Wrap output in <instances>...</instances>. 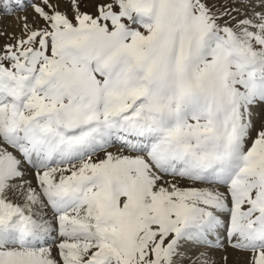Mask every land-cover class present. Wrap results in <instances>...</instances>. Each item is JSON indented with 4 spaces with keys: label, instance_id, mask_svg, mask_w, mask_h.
Here are the masks:
<instances>
[{
    "label": "snow or ice",
    "instance_id": "6c2138e0",
    "mask_svg": "<svg viewBox=\"0 0 264 264\" xmlns=\"http://www.w3.org/2000/svg\"><path fill=\"white\" fill-rule=\"evenodd\" d=\"M28 9L0 264H264V0H0Z\"/></svg>",
    "mask_w": 264,
    "mask_h": 264
},
{
    "label": "rangeland",
    "instance_id": "374dc122",
    "mask_svg": "<svg viewBox=\"0 0 264 264\" xmlns=\"http://www.w3.org/2000/svg\"><path fill=\"white\" fill-rule=\"evenodd\" d=\"M26 14L27 15H29V16H31L32 15V12H31V9H28L27 10V12H26ZM15 15H19V16H24L25 15V12H23V11H17L16 12V14ZM12 18H13V16H8V15H4V16H2V18H0V27H2V28H6L7 30H9V32H17V33H19V31H20V29H19V21L18 20H16L14 23L15 24H13L12 23V21H10V20H12ZM2 20L4 21V22H2ZM8 21V22H7ZM10 22V23H9ZM6 23V24H5ZM8 23V24H7ZM5 24V25H4ZM7 25V26H6ZM10 25H14V29L13 28H11V27H9ZM18 27H17V26ZM16 27H17V29H16ZM10 28V29H9ZM10 30H13V31H10ZM18 30V31H17ZM217 255H219V254H217ZM238 259V257H237V255L236 254H233V256H232V259H233V261L234 260H236V259ZM239 259H241L242 260V257H239Z\"/></svg>",
    "mask_w": 264,
    "mask_h": 264
},
{
    "label": "bare ground",
    "instance_id": "6f19581e",
    "mask_svg": "<svg viewBox=\"0 0 264 264\" xmlns=\"http://www.w3.org/2000/svg\"><path fill=\"white\" fill-rule=\"evenodd\" d=\"M25 15H27L26 12H25ZM17 16H19V15H15V16H13L12 20H10V21H12L13 24H15L14 22L17 20V19H16ZM2 22H4V21L2 20ZM7 22H8V21H7ZM9 23H10V22H9ZM5 24H6V23H5ZM5 24H4V25H5ZM7 24H8V23H7ZM6 26H7V25H6ZM16 26H17V25H16ZM9 27L13 28L14 25H10ZM17 27H18V26H17ZM17 27H16V29H17ZM6 28H7V27H6ZM14 28H15V27H14ZM14 28H13V29H14ZM9 29H10V28H9ZM8 31H9V30H8ZM10 31H13V30H10ZM17 31H18V30H17ZM235 259H236V258H235ZM234 261H235V260H234Z\"/></svg>",
    "mask_w": 264,
    "mask_h": 264
}]
</instances>
